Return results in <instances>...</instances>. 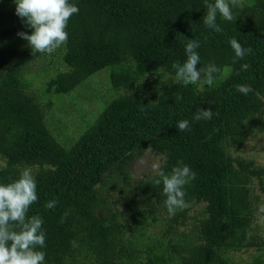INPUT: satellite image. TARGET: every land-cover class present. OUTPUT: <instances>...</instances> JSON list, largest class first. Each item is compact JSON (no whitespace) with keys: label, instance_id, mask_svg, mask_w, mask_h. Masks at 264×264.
<instances>
[{"label":"trees","instance_id":"obj_1","mask_svg":"<svg viewBox=\"0 0 264 264\" xmlns=\"http://www.w3.org/2000/svg\"><path fill=\"white\" fill-rule=\"evenodd\" d=\"M69 3L79 12L59 48L65 65L46 92L72 94L106 68L112 83V99L70 143L51 128L45 109L53 102L39 101L29 77L49 54L32 55L17 35L31 34L28 27L0 30V184L31 170L38 200L27 217L43 220L46 246L37 250L44 264H264L256 192L264 194V166L240 151L264 136V0H243L232 9L235 21L218 14L219 33L203 24L205 0ZM233 38L252 52L235 59ZM190 39L200 45L197 69L220 70L211 87L203 76L187 86L176 80L172 65L186 61ZM96 90L82 89L78 102L97 99ZM200 109H210L211 119L196 120ZM184 120L189 129L180 131ZM146 153L166 174L180 162L196 174L183 189L187 206L175 215L156 173L133 176Z\"/></svg>","mask_w":264,"mask_h":264},{"label":"clouds","instance_id":"obj_2","mask_svg":"<svg viewBox=\"0 0 264 264\" xmlns=\"http://www.w3.org/2000/svg\"><path fill=\"white\" fill-rule=\"evenodd\" d=\"M15 13L27 27L32 29L31 34L19 32L17 35L28 42L32 55L36 53L52 54L62 45L67 43L66 31L68 21L79 12V8L69 0H14ZM207 12L203 17V24L216 32L222 28L216 23L219 14L225 21H235L232 9L243 8V0H205ZM234 50L235 59H243L252 52L251 48L245 49L236 40H230ZM199 42L190 39L185 51L187 59L183 64L176 62L172 67L176 70V80L185 86L201 81L203 85L211 87L214 74L220 70L215 65L197 69L200 63ZM235 59L233 62H235ZM248 64L242 68L247 70ZM201 87V90L203 88ZM237 91L247 95L252 89L247 85H237ZM212 111L202 110L195 116L196 120L211 119ZM180 131H187V120L180 121L177 125ZM166 161L167 157L160 158ZM153 171L160 177L157 184L162 181L163 193L166 196L165 207L170 215H175L178 209L187 205L184 199V186L195 179L196 174L180 162L179 166L172 168L170 174L161 170V163L152 164ZM38 200L37 184L30 169L21 171L20 177L8 184H0V264H44L45 253L37 250L46 246V236L42 231L43 220L39 216L27 217L30 206ZM56 201L47 203L49 209L54 208ZM65 217L68 215L66 212ZM63 222V218L62 221ZM15 226V228H14ZM251 233H249V236Z\"/></svg>","mask_w":264,"mask_h":264},{"label":"rangeland","instance_id":"obj_3","mask_svg":"<svg viewBox=\"0 0 264 264\" xmlns=\"http://www.w3.org/2000/svg\"><path fill=\"white\" fill-rule=\"evenodd\" d=\"M15 8L14 2L0 1V30L27 27L22 19L16 15ZM13 44L14 47L17 46V42ZM64 65L62 53L57 49L54 53L35 62L31 66L29 77L34 82V91L40 96L39 101L41 103L53 102L51 107L45 109L51 128L55 129L59 135L61 134L60 139L62 141L70 143L79 136L80 125H90V120L94 117L96 118L99 114L98 109L102 108L103 104L112 99V90H110L109 86V83H111V69L106 68L98 72L82 86L74 90L72 94L67 95L68 97L62 96L58 98L55 94L46 92V83L51 77L56 75L58 70L63 69ZM90 87L97 89L96 93H100V97L98 95V98H95L94 101L93 99H89L86 102H78L79 95L85 96L81 90ZM240 151L247 157H254L258 161V164L264 166V136L263 138L252 137ZM155 162L158 161L152 154L146 153V156L140 157L132 165L134 178L141 179L145 174L148 176L154 175L155 172L152 169V164ZM255 186L257 187L258 184H255ZM256 192L260 195L258 203L262 205L259 211L260 220L258 223L264 229V194L259 187H257ZM254 251L256 250L254 249ZM238 255L244 258L248 257V255Z\"/></svg>","mask_w":264,"mask_h":264}]
</instances>
